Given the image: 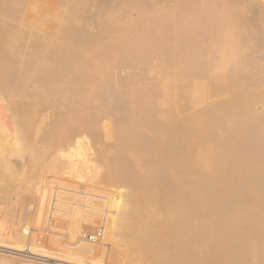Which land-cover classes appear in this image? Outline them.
I'll return each mask as SVG.
<instances>
[{
    "label": "rangeland",
    "instance_id": "374dc122",
    "mask_svg": "<svg viewBox=\"0 0 264 264\" xmlns=\"http://www.w3.org/2000/svg\"><path fill=\"white\" fill-rule=\"evenodd\" d=\"M157 1L152 2L156 5ZM242 2L246 4L250 17L257 10L256 12L263 21L264 8L253 7L247 0H242ZM44 15V13H39L40 18L29 21L36 26L27 31L32 38H40L42 35L47 36L55 32L52 23L45 20ZM217 16L221 17L219 13ZM217 27L219 36H224L226 28H222L221 25ZM188 31L187 29L174 31L175 42L170 52H167L165 47L157 48L138 44L137 55L140 53L141 56L145 55L135 57L137 60L129 59L132 56L118 57L126 48L117 51L116 54H113L115 53L113 51L107 53L109 55H105L104 60L95 59L93 55L101 45V39L105 38L109 41L112 36H119V33L115 34L110 31L83 33L84 39H80V43L77 41V44L69 45L73 52L70 68L66 70V64H62L60 69L63 71L53 74L51 86L47 83L36 82L34 78L38 68H46L47 65L48 69L50 68L51 64L45 59L39 60L38 65L30 70L18 62L19 59H14L13 63L8 66V71L5 72L8 75L3 85H0V90L5 89L8 93H4V90L0 91V188L3 187L0 189V246L3 247L1 248L4 249L3 251L10 248L8 251L19 252L20 255L1 252L0 264H49L41 259L48 255L59 261L74 264H264V70L257 73L255 67L247 66L241 69V72L237 71L235 74L231 72L238 60V53L244 49L239 41L241 30L238 32L236 30L234 33L236 41L231 48L226 44L210 43L209 40L208 43L203 37ZM29 43L27 47L19 46L33 49V40ZM106 43L110 48L113 45L110 42ZM263 48L264 45L260 47L252 45L253 65L256 67L264 68ZM207 49H211L210 53ZM8 54L12 60L11 57H15L17 51L14 49L13 53ZM191 54H195L198 60L204 61L201 68H189L190 58L187 55ZM15 68L18 70L14 71ZM59 74L62 76L59 77ZM105 84L111 85L114 92L124 102L123 109L116 105L117 100L114 98L108 99V106L102 104L101 96L104 93ZM26 87L28 88L25 89ZM17 92L20 94L17 95ZM54 92L59 93L56 96ZM179 92L182 97L177 94ZM146 94L148 97L145 96ZM207 94H211L209 98ZM220 103L221 105L218 106ZM17 104L21 108L18 111L15 107V105L18 107ZM13 105L14 108H12ZM201 107L212 108L202 109ZM163 108L170 110L168 122H178L177 119H179L181 126L172 125L173 137L169 144L171 145L169 151L151 152L152 147L145 139L150 140L155 132L161 130L156 122L166 117L165 113H161ZM175 110L178 111L175 112ZM135 111L139 113L138 121L140 122L134 118L137 115L133 113ZM254 112H257V116H253ZM184 116L188 117L184 119ZM26 117H28L27 120ZM119 119L118 124L116 120ZM40 122L42 124L38 126ZM37 126L40 128L38 129ZM243 135L246 138L245 144L241 143ZM81 137L82 139H79ZM254 137L260 139L258 144ZM71 139L73 141L69 142ZM135 150L139 152L133 155L132 152ZM68 154H71V157ZM78 156L81 157L78 158ZM70 158L78 159V164L89 159V164L82 167L78 165L65 168L64 163H67ZM21 159L24 160L21 161ZM11 160L16 163H12ZM154 160L156 168L159 167L161 172L159 177L171 186L172 193L180 189L189 190L193 184L199 189V196L207 195V201H210V186L215 184L218 186L228 207L236 211L234 218L225 219L222 231L217 235L220 237L218 244L214 230L212 229L210 233L206 232L209 226L204 223L207 222L204 216L201 217L203 226L201 225L200 232L194 236L196 238L191 239L186 233H180L174 229L175 227L169 226L160 208L153 207L146 211L145 206L141 204V198L136 200L134 207L137 209L136 212H140L138 214L134 212L132 216L137 221L136 223L133 222L135 220L132 217L124 221L125 219L117 214L118 209L123 208L128 201L129 187L124 183L114 184L115 182L112 181V176L116 172L114 169H125L128 174L132 175L133 172L132 176L139 178L146 173L141 169L143 167L145 169V166ZM14 164L19 166L18 169ZM98 167L102 170L97 169ZM20 168H24V171ZM102 171H106L103 173L107 176ZM102 175L107 181L102 180ZM122 200L125 203H121ZM127 231H130L131 236L129 232L127 234ZM135 231L147 236V239L139 245L140 248L136 246L132 238ZM98 232H102V238L93 243L89 237ZM150 236L155 237L150 238ZM99 243L103 250L102 253V250L100 251L102 255L98 256V253L89 255L83 249L84 246ZM169 244H173L172 247ZM32 251L35 254H32ZM161 252L169 255L155 260L154 256ZM185 260H187L186 263H184Z\"/></svg>",
    "mask_w": 264,
    "mask_h": 264
},
{
    "label": "bare ground",
    "instance_id": "6f19581e",
    "mask_svg": "<svg viewBox=\"0 0 264 264\" xmlns=\"http://www.w3.org/2000/svg\"><path fill=\"white\" fill-rule=\"evenodd\" d=\"M153 0H0V85H3L5 81V77L8 74L5 72L8 71V66L13 63L14 59H19L18 62L23 64L26 69H32L36 67L39 63V60L45 59L47 63H50V68L48 69V65L46 68H38L35 72L36 82H41L43 84L52 85V76L57 72H62L63 69H60L62 64H66L65 69L70 68V59L71 55L73 56V52L70 50L69 45H72L83 38V33H87L90 31H110L116 34L119 33V36H112V39L107 41L105 38L101 39V45H99L97 52L93 55V58L98 60H104L103 57L107 55L109 52L121 51L126 48L128 51H123L118 57L120 58H128V56H132L133 59L135 57L141 56L138 54V44L142 43L146 45H150L153 47H165L167 52H170L172 45L175 42L173 33L177 30L187 29L192 31L196 36L203 37L211 42H216L215 44H226L227 47L231 48L235 43L236 39L234 37V33L241 30L242 34L239 38V41L244 46V49L238 53V60L235 62L233 69L231 72L235 74L237 71L241 72V69L247 66L255 67L257 73L263 72V67H256L253 65V56L254 50L252 49V45L255 46H263L264 45V19L261 20L259 13L255 10V14L249 16V12L247 11V7L244 5L242 0H158L155 3ZM250 5L253 7H257L258 9L264 8V0H247ZM30 8L28 9V6ZM39 13H44L45 20L52 23V28H55V32L49 33L50 35H42L40 38H32L29 33H27L28 29L33 27L32 23H29L31 19H36L39 17ZM56 13H58L56 15ZM217 13L220 14L221 17L217 16ZM41 15V14H40ZM172 15H175L172 17ZM41 17V16H40ZM39 17V18H40ZM100 17V18H99ZM172 17V18H171ZM189 17V18H188ZM191 18V19H190ZM264 18V16H263ZM32 21V20H31ZM218 25L223 26L222 28H226V34L224 36H219ZM220 28V26H219ZM34 31V30H33ZM39 31V30H38ZM188 31V32H189ZM210 31V32H209ZM182 33V32H180ZM110 34V33H109ZM176 34V33H175ZM179 36V35H178ZM188 36V35H186ZM195 36V37H196ZM237 36V35H236ZM92 37V36H91ZM106 37V36H105ZM191 37V36H190ZM199 37V38H200ZM189 38V37H188ZM187 38V39H188ZM237 38V37H236ZM92 39V38H91ZM197 39V38H196ZM33 40V49L30 48H21L19 45H24V47L29 46V42ZM94 40V39H93ZM103 40V42H102ZM198 40V39H197ZM81 41V40H80ZM79 41V43H80ZM100 41V40H99ZM106 42L113 43L110 48ZM202 42V41H201ZM91 43V42H90ZM209 43V42H208ZM77 44V43H76ZM100 44V43H99ZM135 44V45H134ZM186 44V43H185ZM204 44V43H203ZM87 45V44H85ZM239 44H237L238 46ZM81 46V45H80ZM83 46V45H82ZM89 46V44H88ZM186 46V45H185ZM198 46V45H197ZM85 47V46H83ZM92 47V46H91ZM81 48V47H80ZM89 48V47H88ZM156 48V49H157ZM195 48V47H194ZM199 48V47H198ZM213 48V47H212ZM13 49V50H12ZM14 49L17 51V55L12 56L10 60V56L8 53H13ZM79 49V48H78ZM149 49V47H148ZM147 49V50H148ZM160 49V48H159ZM183 49V47H182ZM188 49V48H187ZM185 49V50H187ZM214 49V48H213ZM264 49V48H263ZM262 49V50H263ZM12 50V51H11ZM91 50V49H90ZM158 50V49H157ZM208 50V49H207ZM211 50V49H210ZM210 50L207 52L210 53ZM78 51V50H76ZM151 51V50H150ZM181 51V50H180ZM179 51V52H180ZM188 51V50H187ZM190 51H193L190 49ZM140 52V50H139ZM163 52V51H162ZM178 52V53H179ZM189 52V51H188ZM261 52V51H260ZM82 53V52H81ZM156 53V52H155ZM161 53V52H160ZM183 53V52H182ZM192 53V52H190ZM189 53V54H190ZM203 53V52H202ZM112 54V55H113ZM152 54V53H151ZM13 55V54H12ZM109 55V54H108ZM107 55V56H108ZM145 55V54H144ZM143 55V56H144ZM180 55V54H178ZM197 55V54H196ZM141 56V57H143ZM189 56V68L194 69L193 67L201 68L204 61L198 60L195 57V54L187 55ZM199 56V55H198ZM260 56V55H259ZM262 56V54H261ZM112 57V56H111ZM148 57V56H147ZM168 57V56H167ZM202 57V56H200ZM113 58V57H112ZM170 58V57H169ZM168 58V59H169ZM183 58V57H182ZM257 58V57H256ZM264 58V57H263ZM111 59V58H110ZM136 59V58H135ZM134 59V60H135ZM140 59V58H139ZM80 60V59H79ZM84 60V59H83ZM97 60V61H98ZM137 60V59H136ZM262 60V59H261ZM174 61V60H173ZM258 61V59H257ZM260 61V59H259ZM83 62V61H81ZM104 62V61H103ZM176 62V61H175ZM84 63V62H83ZM99 63V62H98ZM260 63V62H259ZM258 63V64H259ZM86 64V63H85ZM153 64V63H152ZM156 64V63H154ZM257 64V63H256ZM45 65V66H46ZM82 66V64H80ZM78 65V66H80ZM84 65V64H83ZM157 65V64H156ZM212 65V64H211ZM44 66V67H45ZM175 66V65H174ZM177 66V65H176ZM90 67V66H89ZM94 68V66H92ZM170 67V66H169ZM88 68V67H87ZM92 68V69H93ZM97 68V67H96ZM110 68V66H109ZM80 69V68H79ZM106 69V68H105ZM213 69V68H212ZM18 70V68H15ZM99 70V69H98ZM142 70V69H141ZM139 70V71H141ZM153 70V68H152ZM170 70V69H169ZM216 70V69H215ZM103 71V70H102ZM107 71V70H106ZM155 71V70H154ZM182 71V70H181ZM218 71V70H216ZM78 72V71H77ZM96 72V71H95ZM125 72V71H123ZM137 72V71H136ZM164 72V71H162ZM169 72V71H168ZM103 73V72H102ZM122 73V72H121ZM129 73V72H128ZM231 73V75H232ZM20 74V73H18ZM82 74V73H81ZM93 74V73H92ZM91 74V75H92ZM100 74V73H99ZM151 74V73H150ZM176 74V73H175ZM17 75V74H16ZM60 75V74H59ZM106 75V74H105ZM131 75V74H130ZM136 75V74H135ZM134 75V76H135ZM177 75V74H176ZM60 75L59 77H61ZM64 76V75H63ZM89 76V75H88ZM133 76V75H131ZM159 76V75H158ZM161 76V75H160ZM87 77V76H86ZM97 77V76H96ZM95 77V78H96ZM110 77V76H109ZM164 77V76H163ZM168 77V76H167ZM178 77V76H177ZM193 77V76H192ZM234 77V76H233ZM114 78V77H113ZM143 78V77H142ZM155 78V77H154ZM99 79V78H98ZM129 79V77H128ZM141 78H139L140 80ZM186 79V78H185ZM248 79V78H247ZM57 80V79H56ZM76 80V79H75ZM81 80V79H79ZM115 80V78H114ZM149 81V79H147ZM187 80V79H186ZM196 80V79H195ZM219 80V79H218ZM29 81V80H28ZM62 81V80H61ZM143 81V80H141ZM158 81V80H157ZM165 81V80H164ZM176 81V80H175ZM35 82V83H36ZM102 82V81H99ZM208 82V81H207ZM217 82V81H216ZM220 82V81H219ZM11 82L9 81V84ZM68 83V82H67ZM85 83V82H84ZM83 83V84H84ZM120 83V82H119ZM122 83V82H121ZM148 83V82H147ZM161 83V82H160ZM166 83V82H164ZM82 84V85H83ZM130 84V83H129ZM128 84V85H129ZM170 84H172L170 82ZM210 84V83H209ZM140 85V84H139ZM167 85V84H166ZM222 85V84H221ZM243 85V84H242ZM15 86V85H14ZM29 86V85H28ZM57 86V85H56ZM90 86V85H88ZM116 86V85H115ZM114 86V87H115ZM133 86V85H132ZM172 86V85H171ZM191 86V85H190ZM220 86V84H219ZM13 87V85H12ZM11 87V91H12ZM35 87V86H34ZM33 87V88H34ZM97 87V86H96ZM125 87V86H124ZM166 87V86H164ZM208 87V86H207ZM24 88V87H23ZM22 88V90H23ZM26 87L25 89H27ZM58 88V87H57ZM95 88V87H93ZM93 88L91 90L93 91ZM98 88V87H97ZM96 88V89H97ZM144 88V87H142ZM18 89V88H16ZM65 89V88H63ZM70 89V88H69ZM84 89V88H82ZM140 89V88H139ZM5 89H1L2 91ZM34 90V89H33ZM68 90V89H67ZM99 90V89H97ZM146 90V89H145ZM144 90V91H145ZM165 90V89H164ZM18 91V90H17ZM63 91V90H62ZM60 91V92H62ZM71 91V90H70ZM118 91V90H117ZM121 91V90H119ZM128 91V89H127ZM173 91V87H172ZM179 91H181L179 89ZM183 91V89H182ZM241 91V89H240ZM19 92V91H18ZM17 92V95L20 93ZM23 92V91H22ZM26 92V90H25ZM37 92V91H36ZM136 92V91H135ZM143 92V90H142ZM245 92V91H244ZM255 92V91H254ZM259 92V91H258ZM4 93H7L6 91ZM56 93V96L59 92ZM86 93V92H84ZM89 93V92H88ZM8 94V93H7ZM96 94V93H95ZM126 94V93H125ZM128 94V93H127ZM132 94V93H131ZM144 94V92H143ZM172 94V93H171ZM174 94V93H173ZM182 97V94L177 93ZM238 94V93H237ZM243 94V93H242ZM4 95V94H1ZM13 95V94H11ZM27 95V94H26ZM25 95V96H26ZM63 95V94H62ZM98 95V94H97ZM120 95V94H119ZM134 95V94H133ZM208 95V94H207ZM211 95V94H210ZM208 95V98L209 96ZM8 96V95H7ZM6 96V97H7ZM55 96V95H54ZM94 96V95H93ZM147 96V94L145 95ZM168 96V95H167ZM231 96V95H230ZM233 96V95H232ZM249 96V95H248ZM28 97V96H27ZM91 97V96H87ZM86 97V98H87ZM148 97V96H147ZM178 97V96H175ZM15 98V97H14ZM73 98V97H72ZM85 98V99H86ZM114 98L117 100L116 105L119 106L120 109H123L124 102L121 98L114 92L113 88L109 84H105L104 93L101 96V102L103 105L108 106V99ZM129 98V97H128ZM143 98V96H142ZM161 98V97H160ZM8 99V98H7ZM47 99V98H46ZM75 99V98H74ZM95 99V98H94ZM149 99V98H148ZM169 99V98H168ZM175 99V98H174ZM180 99V98H179ZM226 99V98H225ZM19 100V98H18ZM22 100V99H21ZM31 100V99H30ZM73 100V99H72ZM88 101V98L86 99ZM134 100V99H132ZM166 100V99H165ZM178 100V99H177ZM184 100V99H183ZM250 100V99H249ZM261 100V99H260ZM56 101V100H55ZM90 101V100H89ZM93 101V99H92ZM96 101V100H95ZM167 101V100H166ZM176 101V100H175ZM185 101V100H184ZM18 102V101H17ZM31 102V101H30ZM35 102V101H34ZM221 102V101H220ZM139 103V102H138ZM148 103V102H145ZM253 103V102H252ZM259 103V102H257ZM256 103V104H257ZM10 104V103H9ZM25 105V103H23ZM22 104V105H23ZM115 104V103H114ZM159 104V103H158ZM164 104V103H163ZM186 104V101H185ZM251 104V103H249ZM18 105V104H17ZM92 105V104H91ZM165 105V104H164ZM206 105V104H205ZM221 103L218 105L220 106ZM230 105V103H229ZM20 105L18 107L15 105L17 111L19 110ZM33 106V105H32ZM52 106V105H51ZM114 106V105H113ZM192 106V105H191ZM199 106V105H198ZM209 106V105H208ZM236 106V105H235ZM249 106V105H247ZM261 106V104H260ZM46 107V106H45ZM44 107V108H45ZM48 107V106H47ZM53 107V106H52ZM98 107V106H97ZM164 107V106H163ZM166 107V106H165ZM181 107V106H180ZM213 107V105H212ZM208 107V108H212ZM259 107V106H258ZM14 108V105L13 107ZM109 108V107H108ZM132 108V107H131ZM183 108V107H182ZM202 108V107H201ZM202 108V109H208ZM233 108V106H232ZM242 108V107H241ZM250 108V107H249ZM21 109V108H20ZM89 109V108H86ZM161 113H165L166 117L160 119L156 122L157 126L161 127L159 132H155L154 137H151L150 140L145 139L147 143H149L152 147L151 152L153 151H169L171 145L170 141L173 137L172 134V125L175 127L181 126V121L178 122L171 121L168 122V118L170 113L168 108H163ZM176 109V108H175ZM181 109V108H180ZM263 109V108H262ZM146 110V109H145ZM161 110V109H160ZM247 110V109H246ZM261 110V109H260ZM24 111V110H23ZM95 111V110H94ZM107 111V109H105ZM178 110H175V112ZM180 111V110H179ZM199 111V110H198ZM245 111V110H244ZM249 111V110H248ZM11 112V111H10ZM16 112V111H15ZM72 112V111H71ZM76 112V111H75ZM130 112V111H129ZM197 112V111H195ZM93 113V112H91ZM96 113V112H94ZM137 114L134 118L137 122L140 119L139 113L137 111L133 112ZM156 113V112H154ZM179 113V112H178ZM194 113V112H193ZM192 113V114H193ZM215 113V111H214ZM246 113V112H245ZM30 114V113H29ZM34 114V113H33ZM120 114V113H119ZM177 114V113H176ZM182 114V113H181ZM198 114V113H196ZM219 114V113H218ZM248 114V113H247ZM246 114V115H247ZM19 115V114H18ZM31 115V114H30ZM126 115V114H125ZM186 115V114H183ZM190 115V114H188ZM257 116V112L253 113V116ZM262 115V114H261ZM21 116V115H19ZM25 116V115H24ZM32 116V115H31ZM30 116V117H31ZM47 116V115H45ZM49 116V115H48ZM55 116V115H53ZM72 116V115H71ZM85 116V113H84ZM10 117V116H9ZM33 117V116H32ZM31 117V118H32ZM67 117V116H66ZM109 117V116H108ZM117 117V116H116ZM149 117V116H148ZM157 117V116H156ZM175 117V116H174ZM187 118L188 116H184ZM192 117V115H191ZM53 118V117H52ZM83 118V117H82ZM132 118V117H131ZM146 118V117H145ZM203 118V117H202ZM28 117H26V120ZM39 119V118H38ZM89 119V118H88ZM108 119V118H107ZM118 119V118H117ZM198 119V118H197ZM213 119V118H212ZM20 120V119H19ZM33 120V119H32ZM57 120V119H56ZM75 120V119H74ZM86 120V119H85ZM105 120V119H103ZM114 120V119H113ZM189 120V119H188ZM31 121V120H30ZM29 121V122H30ZM73 121V120H72ZM106 121V120H105ZM105 121H101L104 123ZM134 121V120H133ZM209 121V120H208ZM224 121V120H223ZM27 122V121H26ZM38 122V121H37ZM74 122V121H73ZM72 122V123H73ZM78 122V121H77ZM110 122V121H109ZM116 122H120V119ZM28 123V122H27ZM225 123V121H224ZM235 123V122H233ZM32 125V123L30 122ZM42 122L39 123L38 126H41ZM62 124V123H61ZM75 124V123H74ZM119 124V123H118ZM185 124V123H184ZM209 124V123H208ZM20 125V124H17ZM35 125V124H34ZM37 125V123H36ZM44 125V124H43ZM51 125V124H50ZM56 125V124H55ZM78 125V124H77ZM122 125V124H121ZM204 125V124H203ZM37 126V127H38ZM101 126H103L101 124ZM106 126V125H105ZM186 126V125H185ZM244 126V125H243ZM246 126V125H245ZM19 127V126H18ZM24 128V127H23ZM30 128V127H29ZM40 127H38L39 129ZM59 128V127H58ZM62 128V125H61ZM67 128V127H65ZM132 128V127H131ZM45 129V128H44ZM63 129V128H62ZM88 129V128H87ZM113 129V128H112ZM243 129V128H242ZM5 131V129H3ZM17 130V129H16ZM21 130V129H20ZM29 130V129H28ZM216 130V129H215ZM214 130V131H215ZM15 131V129H14ZM88 131V130H86ZM111 131V130H110ZM117 131V130H116ZM122 131V130H121ZM143 131V130H142ZM146 131V130H145ZM144 131V132H145ZM244 131V130H243ZM32 132V131H31ZM30 132V134H31ZM52 132V131H51ZM63 132V131H60ZM66 132V131H64ZM78 132V131H77ZM105 132V131H104ZM213 132V131H212ZM5 133V132H4ZM28 133V132H27ZM79 133V132H78ZM147 133V132H146ZM188 133V132H187ZM22 134V133H21ZM20 134V135H21ZM49 134V133H48ZM61 134V133H60ZM99 134V133H98ZM222 134V132H221ZM19 135V136H20ZM34 135V134H33ZM63 135V134H62ZM100 135V134H99ZM111 135V134H110ZM210 135V134H209ZM16 136V135H15ZM13 136V138H16ZM27 136V135H26ZM30 136V135H29ZM58 136V134H57ZM78 136V135H77ZM86 136V135H84ZM101 136V135H100ZM208 136V135H207ZM224 136V135H223ZM22 137V136H21ZM20 137V138H21ZM31 137V136H30ZM51 137V136H50ZM62 137V136H61ZM83 137V136H82ZM79 138V139H82ZM103 137V136H102ZM69 138V137H68ZM76 138V137H75ZM120 138V137H119ZM118 138V139H119ZM184 138V137H183ZM199 138V137H198ZM224 138V137H223ZM31 139V138H30ZM47 139V138H46ZM63 139V138H62ZM101 139V138H100ZM114 139V138H113ZM181 139V137H180ZM246 138L243 135L242 144H245ZM17 140V139H15ZM44 140V139H43ZM103 140V138H102ZM216 140V139H214ZM255 142L258 144L260 139L258 137H254ZM21 141V140H19ZM31 141V140H30ZM40 141V139H39ZM48 141V140H46ZM45 141V142H46ZM73 141L71 139L69 142ZM82 141V140H81ZM90 141V140H89ZM99 141V140H98ZM110 141V140H109ZM113 141V140H112ZM183 141V140H180ZM210 141V140H208ZM225 141V140H223ZM23 142V141H22ZM49 142V141H48ZM65 142V141H64ZM188 142V141H187ZM198 142V141H197ZM18 143V142H17ZM87 143V142H83ZM98 143V142H97ZM206 143V142H205ZM211 143V142H210ZM224 143V142H223ZM234 143V142H233ZM47 144V143H46ZM88 144V143H87ZM91 144V143H90ZM112 144V143H111ZM188 144V143H187ZM216 144V143H215ZM255 144V146H259ZM16 145V144H15ZM14 145V146H15ZM84 145V144H83ZM94 145V144H93ZM182 145V144H181ZM233 145V144H232ZM22 146V145H21ZM21 146H18L19 148ZM27 146V145H26ZM37 146V145H36ZM46 146V145H45ZM60 146V144L58 145ZM92 146V144H91ZM211 146V145H209ZM227 146V145H226ZM16 147V148H18ZM24 147V146H23ZM22 147V149H23ZM39 147V146H37ZM63 147V146H62ZM78 147V146H77ZM94 147V146H92ZM101 147L104 148V146ZM15 148V149H16ZM51 148V147H50ZM48 148V149H50ZM57 148V147H56ZM60 148V147H59ZM95 148V147H94ZM192 148V147H191ZM205 148V147H204ZM228 148V147H227ZM226 148V149H227ZM246 148V147H245ZM253 148V147H252ZM36 149V148H35ZM61 149V148H60ZM59 149V150H60ZM78 149V148H77ZM100 149V148H98ZM217 149V148H215ZM18 150V149H17ZM84 150V149H83ZM91 150V149H90ZM95 150V149H93ZM97 150V149H96ZM118 150V149H117ZM141 151V149H139ZM211 150V149H210ZM35 151V150H34ZM44 151V150H43ZM76 152V150H74ZM82 152V150H79ZM124 151V150H123ZM208 151V149H207ZM238 151V150H237ZM236 151V152H237ZM25 152V150H24ZM84 152V151H83ZM82 152V153H83ZM91 152V151H90ZM119 152V151H118ZM121 152V151H120ZM132 152V151H131ZM139 151H133V155L138 153ZM202 152V151H201ZM212 152V151H211ZM224 152V151H223ZM39 153V152H38ZM65 153V152H64ZM73 153V152H72ZM81 153V154H82ZM89 153V152H88ZM101 153V151H100ZM3 154V153H2ZM76 154V153H75ZM103 154V153H102ZM124 154V153H123ZM130 154V152H128ZM71 155V154H70ZM69 154L68 156L71 157ZM79 155V154H78ZM92 155V154H91ZM112 155V154H111ZM235 155V154H234ZM48 156V155H47ZM51 156V155H50ZM49 156V157H50ZM53 156V155H52ZM93 156V155H92ZM105 156V155H104ZM213 156V155H212ZM222 156V155H221ZM252 156V155H251ZM262 156V155H261ZM32 157V156H31ZM81 156H78V158ZM87 158H89L86 155ZM97 157V156H95ZM93 157V158H95ZM100 157V156H99ZM98 157V158H99ZM133 157V156H132ZM169 157V156H168ZM228 157V156H227ZM92 158V157H91ZM9 159V158H7ZM43 159V158H42ZM74 159V155H73ZM70 160L67 163H64L65 168L76 167L79 165L85 166L89 164V159L81 162ZM83 158H81L82 160ZM105 159V158H104ZM113 159V158H112ZM186 159V158H185ZM197 159V158H196ZM212 159V157H211ZM227 159V158H225ZM232 159V158H231ZM24 159H21V161ZM27 160V159H26ZM98 160V159H97ZM100 160V158H99ZM102 160V159H101ZM135 160V159H134ZM12 161V160H11ZM10 161V162H11ZM139 161V160H138ZM25 162V161H24ZM108 162V161H107ZM133 162V161H132ZM181 162V161H180ZM219 162V160H218ZM5 163V161H4ZM12 163H16L13 162ZM11 163V164H12ZM18 163V162H17ZM118 163V162H117ZM140 163V161H139ZM158 163V162H157ZM182 163V162H181ZM184 163V162H183ZM192 163V162H191ZM220 163V162H219ZM32 164V163H31ZM101 164V163H100ZM180 164V163H179ZM22 165V163L20 164ZM30 166V162H28ZM2 166V165H1ZM4 166V165H3ZM14 166H16L14 164ZM13 166V167H14ZM33 166V165H32ZM63 166V167H64ZM90 166V165H89ZM102 166V165H101ZM17 169L19 166H16ZM26 167V166H25ZM24 167V168H25ZM51 167V165L49 166ZM54 167V166H53ZM141 167V166H139ZM183 167V166H182ZM180 167V168H182ZM202 167V166H200ZM229 167V166H228ZM15 168V167H14ZM22 168V167H21ZM20 168V169H21ZM23 168V169H24ZM42 168V166H41ZM68 168V167H67ZM92 168V167H91ZM105 168V167H103ZM196 168V167H195ZM211 168V167H210ZM21 169V170H23ZM62 169V168H60ZM64 169V168H63ZM62 169V170H63ZM100 171L99 167L97 168ZM110 169V168H108ZM174 169V168H173ZM229 169V168H228ZM34 170V169H33ZM50 170V169H48ZM47 170V171H48ZM59 170V169H58ZM105 170V169H103ZM116 172L112 176V181L116 183H124L129 187V195L128 201L124 205L123 208H119L117 213L119 216H122L126 221V219L130 220L133 216V213L137 211L135 207L136 200L141 198V204L145 206V210H149L153 207L160 208L165 215V222L169 224V226L175 227L180 233H186L191 239L194 236H197L200 232L201 225L203 226V221L201 217H206V223L209 226L206 232L210 233L214 230L216 236L219 235V232L222 231V226L224 225V221L227 218H234L236 216V211L232 207H228L227 202H225V198L223 197L218 186L212 185L210 186L209 196H211L210 201H207V195L199 196V189L195 185H191L189 190H178L176 193H172L171 186L166 183V181L159 177L160 171L159 167L156 168V161L154 160L151 164L146 165L145 169H141L142 171H146L145 175L142 177H133L128 174L125 169H114ZM113 170V171H114ZM134 170V169H133ZM180 170V169H179ZM178 170V171H179ZM194 170V169H193ZM223 170V169H222ZM221 170V171H222ZM24 171V170H23ZM31 171V170H30ZM37 171V170H36ZM98 171V170H97ZM129 171V170H128ZM200 171V170H199ZM33 172V171H32ZM106 172V171H102ZM135 172V171H134ZM211 172V170H210ZM214 172V171H213ZM23 172H21L22 174ZM131 173V172H130ZM136 173V172H135ZM164 173V172H163ZM162 173V175H163ZM169 173V172H168ZM185 173V172H184ZM212 173V172H211ZM36 174V173H35ZM100 174V172H99ZM104 174V173H103ZM137 174V173H136ZM167 174V173H166ZM170 174V173H169ZM217 174V173H216ZM43 175V174H40ZM106 175V174H104ZM168 175V174H167ZM107 176V175H106ZM165 176V175H163ZM169 176V175H168ZM175 176V175H174ZM211 176V175H210ZM209 176V177H210ZM36 177V175L34 176ZM103 177V175L101 176ZM111 177V176H110ZM184 177V176H183ZM217 177V176H216ZM106 177H103V181ZM263 178V177H262ZM31 179V178H30ZM34 179V178H33ZM100 179V180H101ZM216 179V178H215ZM45 180V179H44ZM168 180V179H167ZM210 180V178H209ZM213 181V180H212ZM168 182V181H167ZM113 183V182H112ZM111 183V184H112ZM174 183V182H173ZM184 183V182H183ZM259 183V182H258ZM8 184V183H7ZM107 184V183H106ZM224 184V183H221ZM183 185V184H182ZM46 187V186H44ZM48 187V186H47ZM1 187L0 189H2ZM125 188V187H124ZM5 189V188H4ZM122 189V188H121ZM252 189V188H251ZM119 190V189H118ZM261 191V190H260ZM122 192V191H121ZM40 193V192H39ZM14 194V193H13ZM124 194V193H123ZM117 195V194H116ZM122 196V194H121ZM125 195H123L124 197ZM121 198V197H120ZM122 199V198H121ZM125 199V197H124ZM125 203L124 200L121 203ZM123 205V204H122ZM120 206V205H119ZM142 206V207H143ZM122 207V206H120ZM138 207V206H137ZM141 207V206H140ZM144 208V207H143ZM136 209V210H135ZM135 210V211H134ZM140 210V209H139ZM157 210V209H156ZM117 212V211H115ZM140 212V211H138ZM138 212H136L138 214ZM141 214V213H140ZM119 218V217H118ZM163 218V216H162ZM132 219H134L132 217ZM2 220V219H1ZM135 220V219H134ZM141 220V219H140ZM143 221V220H142ZM130 222V221H129ZM136 223L137 221H133ZM139 222V221H138ZM147 223V221H146ZM127 225V224H126ZM136 225V224H133ZM139 225V224H138ZM137 225V227H138ZM142 225V224H141ZM147 225V224H146ZM122 226V225H120ZM164 226V225H163ZM144 227V226H143ZM142 227V228H143ZM237 227V226H236ZM131 228V227H130ZM235 228V227H234ZM138 229V228H137ZM213 229V230H212ZM133 230V228H132ZM237 230V229H235ZM176 231V230H175ZM130 231H127V234ZM132 232V231H131ZM153 232V231H152ZM150 233V232H149ZM156 233V232H155ZM169 233V232H168ZM151 234V233H150ZM159 234V233H158ZM156 235V237L158 236ZM162 234V233H161ZM175 234V233H173ZM152 235V234H151ZM169 235V234H168ZM149 236V234H148ZM147 237V236H146ZM144 233L134 232L132 234V238L135 240L136 246L138 247L143 241L147 238ZM155 236H150V238ZM170 237V236H169ZM176 237V236H175ZM229 237V236H228ZM159 238V237H158ZM196 238V237H194ZM213 238V237H212ZM219 236H217L216 243L218 244ZM223 238V237H222ZM164 239V238H163ZM203 239V238H202ZM159 240V239H158ZM172 240V239H171ZM174 240V238H173ZM172 240V241H173ZM190 240V239H189ZM200 240V239H198ZM196 240V241H198ZM219 240V241H218ZM224 240V239H223ZM175 241V240H174ZM182 241H185L182 239ZM188 241V240H187ZM208 241V240H207ZM149 242V241H148ZM201 242V241H199ZM169 243V242H168ZM197 243V242H196ZM211 243V242H210ZM160 244V243H159ZM167 244V242H166ZM188 244V243H187ZM91 245V244H90ZM99 245V246H98ZM98 245H92L87 247H83V249L89 254L98 253L97 255H102L103 252L100 243ZM171 247L173 244H169ZM203 245V244H202ZM4 246V245H3ZM94 246V248H93ZM115 247V246H113ZM199 247V246H198ZM0 246V253L6 252L16 256H19V252H12L4 249ZM96 248V249H95ZM112 248V247H111ZM121 248V247H120ZM140 248V246L138 247ZM137 248V249H138ZM176 248V247H174ZM102 250V251H101ZM117 250V249H115ZM119 250V249H118ZM117 250V251H118ZM172 250V249H170ZM17 251V250H16ZM101 251V253H100ZM145 251V250H144ZM21 252V251H20ZM23 252V251H22ZM137 252V251H136ZM157 252V251H156ZM35 254L34 251L31 252ZM22 254V253H21ZM86 254V253H85ZM150 254V253H149ZM175 254V253H173ZM218 254V253H217ZM26 255H28L26 253ZM25 255V256H26ZM169 254L165 252L158 253L154 256L155 260H160V258H164ZM22 256V255H21ZM176 256V255H175ZM174 256V257H175ZM178 256V255H177ZM4 257V256H3ZM15 257V256H14ZM30 257V256H29ZM34 258V257H33ZM112 258V257H111ZM2 259V258H1ZM40 259V258H39ZM43 261L51 264H74L64 261H59L55 257L51 256H43L41 258ZM174 259V258H173ZM199 260V258H197ZM196 259V261H197ZM13 260V259H12ZM19 260V259H18ZM113 260V259H112ZM177 260V259H176ZM22 261V260H21ZM20 261V262H21ZM103 261V260H102ZM110 261V260H109ZM108 261V262H109ZM185 260L184 263H186ZM209 261V260H208ZM101 262V261H100ZM177 262V261H175ZM212 262V261H210ZM131 263V262H130ZM156 263V262H155ZM201 263V262H200ZM22 264V263H20ZM159 264V263H156ZM189 264V263H188ZM198 264V263H195Z\"/></svg>",
    "mask_w": 264,
    "mask_h": 264
},
{
    "label": "built area",
    "instance_id": "2783aa9c",
    "mask_svg": "<svg viewBox=\"0 0 264 264\" xmlns=\"http://www.w3.org/2000/svg\"><path fill=\"white\" fill-rule=\"evenodd\" d=\"M102 238V232H98L96 235H92L89 237V240L92 241L93 243L97 242Z\"/></svg>",
    "mask_w": 264,
    "mask_h": 264
}]
</instances>
